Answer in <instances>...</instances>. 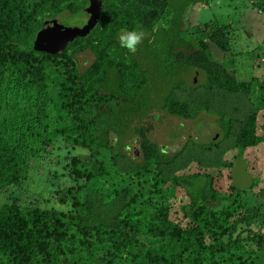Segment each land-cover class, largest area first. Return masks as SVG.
Returning <instances> with one entry per match:
<instances>
[{
  "label": "trees",
  "instance_id": "16d2710c",
  "mask_svg": "<svg viewBox=\"0 0 264 264\" xmlns=\"http://www.w3.org/2000/svg\"><path fill=\"white\" fill-rule=\"evenodd\" d=\"M207 1L103 0L95 27L52 54L34 45L44 20L81 26L88 0H0V264H256L264 248L263 95L244 121L219 118L218 139L190 140L202 159L217 160L214 148L226 144L228 156L217 165H200L199 157L172 175L164 192L157 194L156 180L146 199L131 186L97 189L111 140L120 147L118 162L134 164L138 174L149 172L152 162L178 167L186 146L168 154L149 138L145 123L163 111L193 117L175 91L201 90L200 99L249 91L237 74L210 60L205 40L190 50L182 35L185 9ZM204 23L212 29L207 37L225 49L228 27L214 19ZM133 29L142 38L131 52L120 36ZM84 50L94 59L80 72L76 56ZM258 65L264 71V60ZM192 70L203 73L202 83L182 78ZM228 137L233 144L225 143ZM124 138L137 139L143 163L125 152ZM64 148L73 154L66 156ZM44 153L52 175L30 186L32 161ZM234 158L248 162V190L230 184ZM177 190L187 198L179 206L186 223L175 214ZM250 193L259 199L253 207ZM87 236L92 239L82 240Z\"/></svg>",
  "mask_w": 264,
  "mask_h": 264
},
{
  "label": "rangeland",
  "instance_id": "374dc122",
  "mask_svg": "<svg viewBox=\"0 0 264 264\" xmlns=\"http://www.w3.org/2000/svg\"><path fill=\"white\" fill-rule=\"evenodd\" d=\"M261 6L264 8V0H209L206 3L189 5L185 9L181 32L190 50H196L200 47L199 39L205 40L208 46L206 52L210 60L218 61L223 64L231 74H237L238 76L236 75V77L238 81L249 84V91L244 93L239 92L240 94H229L218 91L221 92V95L211 97L212 99H200V97H203L200 93L201 90H199V92H191L185 89L178 92L175 91L174 98L184 103L188 112H192L191 115H193V117L184 119L170 116L163 111L156 113L158 114L156 118H153L152 115L150 117L147 116V118H145V123L149 126L146 130L149 138L153 142H156L160 149L167 151L168 154H172L180 148L183 150L186 146V154L178 158V167H161L156 166V163L152 162V165H148L147 163L149 172L146 171L143 174H138L137 172L141 169L135 167L134 164H130V162L122 158V162H118L117 158H119V156L117 148L120 147H117L114 141L111 140L113 143L112 147L102 153L103 157L101 161L104 167V173L97 177L98 190H108L107 192L105 191L108 193L112 190L121 189L126 185L131 186L141 198L144 197L146 199L154 191L153 184L158 180L160 190H158L157 194H159V191L164 192V186H166L164 184L168 183L166 181L171 178L172 175L181 172L182 167L184 170L189 164L198 163L196 160L199 157L201 158L199 155L200 152L192 146L190 140L205 142L210 139H218L222 134L218 125L219 118L231 116L244 121L255 106L254 100H261L257 96L263 95L262 101H264V93H260V89L264 92V71L263 68L258 65V62L264 60V9H262ZM84 19H86V16ZM209 19H214L222 26L228 27V33L230 34L229 36L227 35L228 42L225 49H221L213 40L207 37L208 35L206 34L211 32L212 29L206 28L204 22ZM60 21L66 26H76L74 22H77L76 20L66 21L63 19ZM158 24H161V22L158 21L157 25ZM122 25L124 24L120 23V26ZM205 28V32L203 31L202 33L200 30ZM135 49H137L136 46L134 49H129V51L133 52ZM251 54L253 57H251ZM93 59L94 56L90 51L84 50L79 52L76 56L77 68L79 71H85ZM234 60H236V64L232 65V61ZM182 78L189 85L193 83H202L205 79L202 72L195 70L189 71L186 76L182 75ZM199 99L203 100V102L200 103ZM226 104H228V106ZM198 106L199 108L205 107L206 109L202 110V108H200L198 113L194 115ZM219 112L222 113V116ZM58 139H60V137ZM127 139L124 138L121 142L122 146L125 148V152L132 155L131 158L134 162L143 163L144 156L138 148L137 139ZM225 140V143L233 144V139L231 137L225 138ZM127 142H129L128 146ZM223 146L225 150L222 151V153H220L219 150L223 148L217 149V147L214 148L212 152L213 154L216 151L215 154L218 156L217 160L201 158L200 165L202 164L206 167L217 165L221 157L226 152L228 153L229 150L226 144ZM52 148L56 149L54 145L53 147L50 146L48 154H50ZM68 152L73 154V151H68L65 148L64 151H62L66 156H68ZM232 152L229 151L231 156L235 154ZM227 153L226 156H228ZM48 154L44 153L42 156H37V158L33 159L30 169V180H28L30 186L41 183L45 178L52 175V167L49 165ZM56 154H58V152L54 155ZM86 154L87 152H81L78 155H83V159L85 158V160H87L88 157ZM245 154L246 150L243 156H245ZM54 160L56 161L57 158ZM142 170H144V168ZM249 195L248 199L251 202V207L259 203V199L254 195L252 196L251 193ZM173 199L178 201L175 207L176 217L179 218L181 222L183 221L186 223L187 219L180 213L179 206L184 205V202H187V198L180 194V190H177ZM219 203V200H217L212 203V205L217 207ZM91 239V237L87 236L82 240L88 241ZM256 264H264V248L258 251Z\"/></svg>",
  "mask_w": 264,
  "mask_h": 264
},
{
  "label": "water",
  "instance_id": "95a60500",
  "mask_svg": "<svg viewBox=\"0 0 264 264\" xmlns=\"http://www.w3.org/2000/svg\"><path fill=\"white\" fill-rule=\"evenodd\" d=\"M103 7V0H88L85 12L87 19L81 26H64L55 19H46L42 28L35 36V48L52 54L62 52L69 42L77 37L86 36L97 24ZM231 186L241 190H248L253 185V178L248 171L245 159H232Z\"/></svg>",
  "mask_w": 264,
  "mask_h": 264
},
{
  "label": "clouds",
  "instance_id": "9594fccd",
  "mask_svg": "<svg viewBox=\"0 0 264 264\" xmlns=\"http://www.w3.org/2000/svg\"><path fill=\"white\" fill-rule=\"evenodd\" d=\"M87 19V18H86ZM142 33L135 29L126 31L120 36V41L123 47L134 49L135 45L140 42Z\"/></svg>",
  "mask_w": 264,
  "mask_h": 264
}]
</instances>
